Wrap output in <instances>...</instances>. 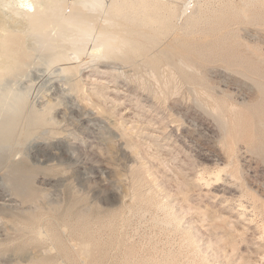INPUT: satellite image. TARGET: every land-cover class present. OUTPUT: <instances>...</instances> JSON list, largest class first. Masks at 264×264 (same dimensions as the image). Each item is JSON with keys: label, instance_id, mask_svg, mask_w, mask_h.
Instances as JSON below:
<instances>
[{"label": "rangeland", "instance_id": "1", "mask_svg": "<svg viewBox=\"0 0 264 264\" xmlns=\"http://www.w3.org/2000/svg\"><path fill=\"white\" fill-rule=\"evenodd\" d=\"M179 1L107 58L7 79L28 114L0 146V264H264V0Z\"/></svg>", "mask_w": 264, "mask_h": 264}, {"label": "bare ground", "instance_id": "2", "mask_svg": "<svg viewBox=\"0 0 264 264\" xmlns=\"http://www.w3.org/2000/svg\"><path fill=\"white\" fill-rule=\"evenodd\" d=\"M105 3L104 0H0V146L1 143L5 144L8 143L10 139H13L11 137L14 136L16 128L17 131L18 128L21 131L19 121H22V117H26L24 112L27 113L26 110H24V108L26 109L25 94L17 93L11 88H8L6 81L10 77L19 76V74L23 72L24 68L26 69L27 62L31 63L30 59L34 56L33 53L36 52V54L44 57L48 66H53L55 64L59 65L61 62H68L71 64V62L74 61H72L71 57L69 58V53L71 52L70 54L72 57L74 56L75 59L79 61L80 56L84 52H88L85 48H87L88 43L91 42V56L95 54H98L99 56V53L101 52V54L107 58V55L109 56L114 51H119L122 47V49H124L126 45L129 47V45H131L130 39L134 36L136 38V35L138 36V34L140 35L135 28L134 32L128 31L129 26H137V29L141 26H147L146 28H148L150 24L158 20L160 15V0H110L109 5H105ZM196 4H198L196 0H186L184 7L182 4L183 10H181L182 12L180 13L184 14L186 10L189 9L190 11L191 8L194 9ZM66 6L71 8V11L69 9L68 14L65 12ZM162 6L170 11L173 10V7L169 4ZM95 12H99V14H103L106 17L104 18L103 16L105 19V21H103L104 24H107V27H104L99 31L97 30V26L95 27V23H97V17L94 16ZM186 23L187 22L184 24ZM120 24L123 25L122 34H120V31L117 29L118 26H121ZM5 25H9L10 29L8 28V30H6ZM116 30H118V32H116ZM142 34L144 33H141V36ZM141 36H138V38ZM24 37H30L32 39L33 42L31 43L36 46L35 50L25 48L26 40L24 41ZM143 37L146 38L145 34ZM140 39L141 38H139V40ZM144 41L146 42L147 40ZM143 42L142 44L140 42L138 43L143 45ZM100 57L102 58V56ZM76 64L78 65V63ZM71 68L73 69V67L69 66L68 68H61L60 70L64 73L66 70H70ZM36 118L37 116L33 113V115L31 114V117L28 119L34 121ZM25 124H27V121ZM33 126H36V124ZM9 144L10 143L6 145L9 146ZM84 225L86 226L85 223ZM89 236L91 235H88V237ZM88 237L86 236V238ZM83 238L85 239V237ZM86 242L84 241V243ZM88 244L90 245L91 243ZM82 248L87 250L88 246L83 245ZM86 252L87 251H85V254Z\"/></svg>", "mask_w": 264, "mask_h": 264}]
</instances>
